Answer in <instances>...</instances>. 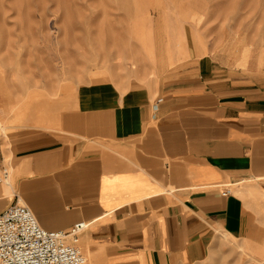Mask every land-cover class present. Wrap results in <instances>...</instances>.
Wrapping results in <instances>:
<instances>
[{
	"label": "crops",
	"instance_id": "1",
	"mask_svg": "<svg viewBox=\"0 0 264 264\" xmlns=\"http://www.w3.org/2000/svg\"><path fill=\"white\" fill-rule=\"evenodd\" d=\"M2 143L0 212L85 222L88 264H205L231 239L264 257V72L201 55L157 85L77 90L52 127Z\"/></svg>",
	"mask_w": 264,
	"mask_h": 264
},
{
	"label": "rangeland",
	"instance_id": "2",
	"mask_svg": "<svg viewBox=\"0 0 264 264\" xmlns=\"http://www.w3.org/2000/svg\"><path fill=\"white\" fill-rule=\"evenodd\" d=\"M201 55L264 72V0H0V144L52 127L77 90L157 85ZM261 260L231 239L205 264Z\"/></svg>",
	"mask_w": 264,
	"mask_h": 264
},
{
	"label": "built area",
	"instance_id": "3",
	"mask_svg": "<svg viewBox=\"0 0 264 264\" xmlns=\"http://www.w3.org/2000/svg\"><path fill=\"white\" fill-rule=\"evenodd\" d=\"M0 172L6 179L7 171ZM86 227L77 222L66 231L46 230L30 208L16 201L0 212V264H88L79 243Z\"/></svg>",
	"mask_w": 264,
	"mask_h": 264
},
{
	"label": "bare ground",
	"instance_id": "4",
	"mask_svg": "<svg viewBox=\"0 0 264 264\" xmlns=\"http://www.w3.org/2000/svg\"><path fill=\"white\" fill-rule=\"evenodd\" d=\"M195 28H196V27H195ZM182 35H183V34H182ZM198 41H199L200 43L202 42L201 39H198ZM164 44H165V43H164ZM162 45H163V44H162ZM165 46H166V45H165ZM243 46H245V45H242V47H243ZM245 48H246V47H245ZM242 50H243V49H242ZM244 50H245V49H244ZM244 52H246V51H244ZM244 55H245V54H244ZM244 55H243V56H244ZM239 56H240V55H239ZM262 56H264V55H262ZM244 57H245V56H244ZM247 57H248V56H247ZM244 59H245V58H244ZM241 60H242V59H241ZM238 61H239V60H238ZM243 61H244V60H243ZM243 61H242V62H243ZM236 62H237V61H236ZM242 62H241V63H242ZM244 62H245V61H244ZM256 62H257V61H256ZM262 62H264V61H262ZM239 64H240V63H239ZM254 66H255V65H254ZM4 127H5V126H4ZM9 184H10V181L7 180V178L3 180V185L6 186L7 188L10 186ZM8 189H9V188H8ZM20 203H21V201H20ZM22 203H23V202H22ZM261 264H264V261H262Z\"/></svg>",
	"mask_w": 264,
	"mask_h": 264
}]
</instances>
